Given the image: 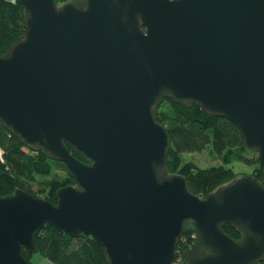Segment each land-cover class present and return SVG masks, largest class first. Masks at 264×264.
<instances>
[{"label": "water", "instance_id": "95a60500", "mask_svg": "<svg viewBox=\"0 0 264 264\" xmlns=\"http://www.w3.org/2000/svg\"><path fill=\"white\" fill-rule=\"evenodd\" d=\"M24 34L0 55V122L63 162L57 204L0 196V264H30L49 224L89 235L111 264L264 261V0H19ZM195 105L238 127L263 180L239 175L205 199L168 174L157 106ZM67 144L87 156L82 162ZM232 225L238 241L227 236Z\"/></svg>", "mask_w": 264, "mask_h": 264}, {"label": "trees", "instance_id": "16d2710c", "mask_svg": "<svg viewBox=\"0 0 264 264\" xmlns=\"http://www.w3.org/2000/svg\"><path fill=\"white\" fill-rule=\"evenodd\" d=\"M73 0H54L62 5ZM24 6L19 0H0V55L24 34ZM157 120L171 136V148L167 158L168 174H183L187 178L192 194L205 199L210 193L242 175L234 171L236 162L252 167L248 174L253 179L263 180L259 159L256 154L245 149L244 138L238 127L225 118L208 115L195 105L185 106L173 100H165L157 106ZM70 153L82 162L89 160L84 153L67 144ZM210 150L219 161L213 166L200 167L196 162H183V154L202 153ZM0 196L6 197L16 189H22L38 198L57 204L59 189L75 185V178L63 162L44 151L33 152L0 122ZM227 236L238 241L240 235L234 226L224 227ZM196 242L190 231H185L177 250L179 262L186 264L182 255ZM36 254L49 264H111L103 246L89 235L81 234L73 238L68 233L47 224L35 238ZM32 254L22 247V257L32 264ZM253 264H264L253 263Z\"/></svg>", "mask_w": 264, "mask_h": 264}, {"label": "rangeland", "instance_id": "374dc122", "mask_svg": "<svg viewBox=\"0 0 264 264\" xmlns=\"http://www.w3.org/2000/svg\"><path fill=\"white\" fill-rule=\"evenodd\" d=\"M211 146H209L207 149H205L202 153H196L192 152L183 154V162H196L200 167H206V166H213L214 164H218L221 161L218 160L216 155H213L211 153L212 150H210ZM2 153L0 149V154ZM234 166V171L236 173L247 175L252 173V167L249 165H245L243 162H236L235 164L231 165ZM32 259V264H49V261L46 258H43L39 254L34 253Z\"/></svg>", "mask_w": 264, "mask_h": 264}, {"label": "built area", "instance_id": "2783aa9c", "mask_svg": "<svg viewBox=\"0 0 264 264\" xmlns=\"http://www.w3.org/2000/svg\"><path fill=\"white\" fill-rule=\"evenodd\" d=\"M179 261H180V260H179V258H178V261H177V262H179ZM177 262H176V263H177Z\"/></svg>", "mask_w": 264, "mask_h": 264}]
</instances>
